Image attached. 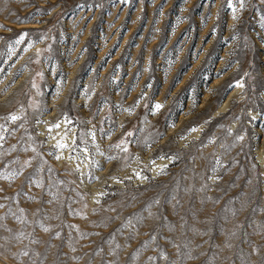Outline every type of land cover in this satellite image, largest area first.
<instances>
[{"label": "rangeland", "instance_id": "374dc122", "mask_svg": "<svg viewBox=\"0 0 264 264\" xmlns=\"http://www.w3.org/2000/svg\"><path fill=\"white\" fill-rule=\"evenodd\" d=\"M0 264H264V2L0 0Z\"/></svg>", "mask_w": 264, "mask_h": 264}, {"label": "snow or ice", "instance_id": "6c2138e0", "mask_svg": "<svg viewBox=\"0 0 264 264\" xmlns=\"http://www.w3.org/2000/svg\"><path fill=\"white\" fill-rule=\"evenodd\" d=\"M262 2H264V0H262ZM231 6H232V5L229 4V7H231ZM21 39H23V37H22ZM17 43H20V41L18 40ZM155 107H156L157 109H159V108L161 107V105L157 104V105H155ZM11 119H12L13 121H15V120L17 119V117H16V116H12ZM54 127L59 128L60 125H59V124H56V125H54ZM192 131H196V129H192ZM129 135H131V133H129ZM59 147L63 148V147H65V145H64V144H59ZM125 151H127V149H125ZM161 171H163V170H161ZM45 230L47 231V229H45ZM25 254H27V253H25ZM164 258L167 259L166 256H165Z\"/></svg>", "mask_w": 264, "mask_h": 264}]
</instances>
